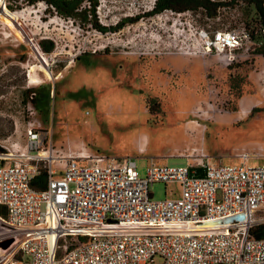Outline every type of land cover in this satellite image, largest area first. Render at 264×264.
<instances>
[{
  "label": "rangeland",
  "instance_id": "obj_1",
  "mask_svg": "<svg viewBox=\"0 0 264 264\" xmlns=\"http://www.w3.org/2000/svg\"><path fill=\"white\" fill-rule=\"evenodd\" d=\"M98 1L99 22L124 21L120 29L84 26L79 16L50 12L43 0H0V142H25L24 91L33 88L50 92L48 106L37 108L44 144L54 149L50 160L84 148L132 155L146 176L151 158L185 165L204 150L232 162L237 152L264 146V34L256 31L262 19L253 4L221 8L217 17L202 9L149 15L154 0ZM240 21L254 36L237 59L208 51L202 30L211 36ZM41 56L56 78L30 85L28 65L41 64ZM173 187L156 182L153 197L163 199ZM6 233L0 228V264L19 245Z\"/></svg>",
  "mask_w": 264,
  "mask_h": 264
},
{
  "label": "built area",
  "instance_id": "obj_2",
  "mask_svg": "<svg viewBox=\"0 0 264 264\" xmlns=\"http://www.w3.org/2000/svg\"><path fill=\"white\" fill-rule=\"evenodd\" d=\"M211 1L224 2L218 12L244 3ZM256 31L264 34V25ZM251 32L240 21L211 36L204 29L200 38L232 63ZM34 94L25 142H0V228L19 243L3 264H264V235L253 232H264V162H252L264 146L239 151L232 162L204 150L185 165L151 158L146 176L132 155L84 148L50 160ZM42 168L47 186L35 188ZM156 182L175 187L155 199Z\"/></svg>",
  "mask_w": 264,
  "mask_h": 264
},
{
  "label": "trees",
  "instance_id": "obj_3",
  "mask_svg": "<svg viewBox=\"0 0 264 264\" xmlns=\"http://www.w3.org/2000/svg\"><path fill=\"white\" fill-rule=\"evenodd\" d=\"M30 3H35L38 0H27ZM46 3V8L52 12H56L63 17H76L79 16L82 21L89 23L95 29L101 32H106L108 30L116 31L120 29L124 24V21L118 23L115 26H106L99 22L96 17L97 7L99 5L98 0H43ZM244 2H249L253 4L258 11L262 23L264 25V5L263 0H243ZM88 2V4H86ZM224 4L222 1H211V0H155L153 8L148 12L149 15L161 12L166 9H172L178 12L185 11L186 9H192L194 11L202 9L206 14L215 15L217 13L218 7ZM252 37L254 32H251ZM47 40H43L41 43L46 51L53 50V43L46 44ZM264 44V43H262ZM264 53V50H262ZM32 92H35L33 96V102L39 110H43L48 106V98L50 92L43 90H35L33 88H28L24 91L26 97H29ZM255 109H253L254 111ZM201 172V170H199ZM48 181V172L45 168H42L40 173L32 179V185L35 188H45ZM0 213L5 215V209L0 206ZM254 234L258 237L264 235L263 230L256 228L253 230Z\"/></svg>",
  "mask_w": 264,
  "mask_h": 264
},
{
  "label": "bare ground",
  "instance_id": "obj_4",
  "mask_svg": "<svg viewBox=\"0 0 264 264\" xmlns=\"http://www.w3.org/2000/svg\"><path fill=\"white\" fill-rule=\"evenodd\" d=\"M20 14H23L22 12H20ZM5 19H7L6 16H4ZM41 59H42V56H41ZM72 64L69 63L67 65V68L71 67ZM29 67V74H28V80H29V84L30 85H39L40 83H42L44 80H54V77L49 66H48V60L46 58L43 57L42 59V63L37 65V64H34V63H30L28 65ZM39 71L43 72V78H42V75H40ZM59 76H63V75H59ZM59 76H57V78H59ZM127 100H130L129 98H127ZM131 102V101H130ZM196 131L198 130V128H194ZM194 130L191 129V132H193ZM195 132V131H194ZM188 135V137H191L192 138V134L190 132H188V130L186 131V136ZM145 142L142 143V146L145 145L144 144ZM193 154V153H192ZM191 155V154H190ZM50 157H52V155L50 154ZM10 233V232H9ZM9 233H6V234H9ZM5 236V235H4ZM1 237V236H0ZM14 238V236H13ZM1 241V239H0ZM2 248V247H1ZM4 250V248H3ZM6 256V253L5 252H2L0 253V257L1 258H5Z\"/></svg>",
  "mask_w": 264,
  "mask_h": 264
}]
</instances>
